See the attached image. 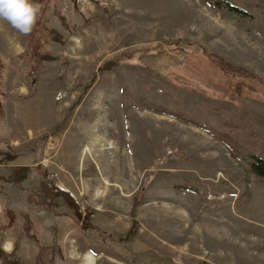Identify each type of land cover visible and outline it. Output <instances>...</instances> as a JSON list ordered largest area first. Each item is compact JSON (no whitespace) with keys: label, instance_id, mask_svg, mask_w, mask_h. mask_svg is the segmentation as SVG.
I'll list each match as a JSON object with an SVG mask.
<instances>
[{"label":"rangeland","instance_id":"rangeland-1","mask_svg":"<svg viewBox=\"0 0 264 264\" xmlns=\"http://www.w3.org/2000/svg\"><path fill=\"white\" fill-rule=\"evenodd\" d=\"M226 1L0 20V264H264V0Z\"/></svg>","mask_w":264,"mask_h":264},{"label":"clouds","instance_id":"clouds-1","mask_svg":"<svg viewBox=\"0 0 264 264\" xmlns=\"http://www.w3.org/2000/svg\"><path fill=\"white\" fill-rule=\"evenodd\" d=\"M40 10L41 6L33 0H0V20L25 35L33 30Z\"/></svg>","mask_w":264,"mask_h":264},{"label":"trees","instance_id":"trees-1","mask_svg":"<svg viewBox=\"0 0 264 264\" xmlns=\"http://www.w3.org/2000/svg\"><path fill=\"white\" fill-rule=\"evenodd\" d=\"M216 3L222 8L236 10L242 16L248 15L243 9H235L236 7L226 0H216ZM246 136L247 139L243 143L233 145V147L244 154L250 170L264 181V144L255 139L253 131H247Z\"/></svg>","mask_w":264,"mask_h":264}]
</instances>
